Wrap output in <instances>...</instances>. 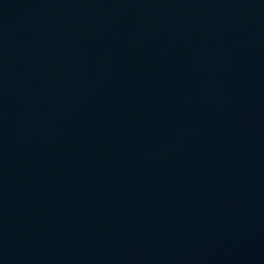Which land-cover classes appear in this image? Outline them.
Returning <instances> with one entry per match:
<instances>
[{
	"label": "water",
	"instance_id": "95a60500",
	"mask_svg": "<svg viewBox=\"0 0 264 264\" xmlns=\"http://www.w3.org/2000/svg\"><path fill=\"white\" fill-rule=\"evenodd\" d=\"M0 264H264V0H0Z\"/></svg>",
	"mask_w": 264,
	"mask_h": 264
}]
</instances>
